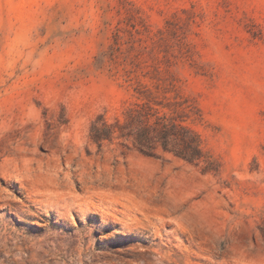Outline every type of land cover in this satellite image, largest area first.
<instances>
[{
	"label": "rangeland",
	"instance_id": "374dc122",
	"mask_svg": "<svg viewBox=\"0 0 264 264\" xmlns=\"http://www.w3.org/2000/svg\"><path fill=\"white\" fill-rule=\"evenodd\" d=\"M0 264H264V0H0Z\"/></svg>",
	"mask_w": 264,
	"mask_h": 264
},
{
	"label": "trees",
	"instance_id": "16d2710c",
	"mask_svg": "<svg viewBox=\"0 0 264 264\" xmlns=\"http://www.w3.org/2000/svg\"><path fill=\"white\" fill-rule=\"evenodd\" d=\"M145 105L127 111L124 123L109 124L99 118L91 127V138L97 143L112 141L119 133L121 138H134L141 152L155 154L159 147L172 152L192 164L205 161L201 136L187 126H183L178 116L160 115ZM209 165L205 171L209 170Z\"/></svg>",
	"mask_w": 264,
	"mask_h": 264
}]
</instances>
